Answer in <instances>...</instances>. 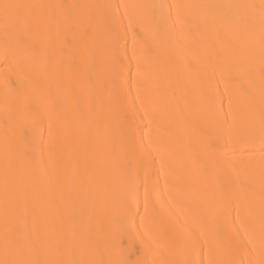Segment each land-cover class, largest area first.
I'll use <instances>...</instances> for the list:
<instances>
[{"label":"bare ground","instance_id":"obj_1","mask_svg":"<svg viewBox=\"0 0 264 264\" xmlns=\"http://www.w3.org/2000/svg\"><path fill=\"white\" fill-rule=\"evenodd\" d=\"M0 264H264V0H0Z\"/></svg>","mask_w":264,"mask_h":264}]
</instances>
